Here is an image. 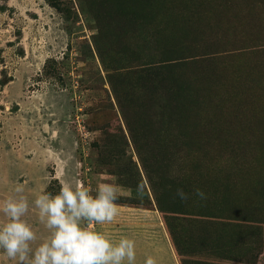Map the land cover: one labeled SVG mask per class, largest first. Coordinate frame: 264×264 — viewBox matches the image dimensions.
I'll list each match as a JSON object with an SVG mask.
<instances>
[{
  "label": "rangeland",
  "instance_id": "obj_1",
  "mask_svg": "<svg viewBox=\"0 0 264 264\" xmlns=\"http://www.w3.org/2000/svg\"><path fill=\"white\" fill-rule=\"evenodd\" d=\"M63 181L143 190L181 264H264V0H0V203L43 240Z\"/></svg>",
  "mask_w": 264,
  "mask_h": 264
},
{
  "label": "clouds",
  "instance_id": "obj_2",
  "mask_svg": "<svg viewBox=\"0 0 264 264\" xmlns=\"http://www.w3.org/2000/svg\"><path fill=\"white\" fill-rule=\"evenodd\" d=\"M16 191L22 192L23 188L18 186ZM120 192V185L101 182L93 194L81 181H63L56 194L41 192L31 206L47 230L43 240H38L33 225L25 219L29 200L23 196L9 197L0 203V214L5 218L0 224V250L15 264H134V240L122 237L114 243L90 227L115 219ZM176 194L182 201L189 198L181 188ZM194 194L201 200L207 198L199 188ZM144 264H157V260L149 256Z\"/></svg>",
  "mask_w": 264,
  "mask_h": 264
},
{
  "label": "crops",
  "instance_id": "obj_3",
  "mask_svg": "<svg viewBox=\"0 0 264 264\" xmlns=\"http://www.w3.org/2000/svg\"><path fill=\"white\" fill-rule=\"evenodd\" d=\"M120 195L130 198L132 203L118 204V214L111 223L93 224L90 227L104 233L114 243H118L122 237L134 240V264H144L149 256L154 257L157 264H181L162 214L156 206L142 204L149 196L143 190L134 188L126 189Z\"/></svg>",
  "mask_w": 264,
  "mask_h": 264
},
{
  "label": "trees",
  "instance_id": "obj_4",
  "mask_svg": "<svg viewBox=\"0 0 264 264\" xmlns=\"http://www.w3.org/2000/svg\"><path fill=\"white\" fill-rule=\"evenodd\" d=\"M150 182L152 184V187L154 188V191L156 192V201L158 204V208L161 211L166 212V213H176L178 210L181 211L185 207L183 203H181V204L178 203V206H175V208H168L169 206L166 205V203H170V200H168V198L165 195V193L168 192V190H165L167 186L162 181L161 182H155L154 179H152V178H150ZM211 186H213V182H211ZM159 189H160V191H158ZM126 203H132V201L124 202V203H117V204H126ZM234 215H237V214L235 213V214H233V216ZM242 215L243 214L237 215V216H242ZM242 217L244 218L247 216H242ZM167 223H168L169 229L172 232L173 236H175L173 233L175 228L173 227L169 218H167Z\"/></svg>",
  "mask_w": 264,
  "mask_h": 264
}]
</instances>
